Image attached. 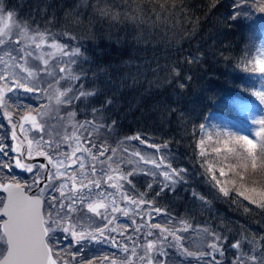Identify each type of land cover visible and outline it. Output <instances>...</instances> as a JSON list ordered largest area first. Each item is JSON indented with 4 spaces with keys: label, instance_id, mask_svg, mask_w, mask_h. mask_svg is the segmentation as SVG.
<instances>
[{
    "label": "trees",
    "instance_id": "obj_1",
    "mask_svg": "<svg viewBox=\"0 0 264 264\" xmlns=\"http://www.w3.org/2000/svg\"><path fill=\"white\" fill-rule=\"evenodd\" d=\"M259 6L260 0H218L215 7L212 0H0L4 15L14 14L13 40H20L21 46L34 50L17 34L15 24L27 26L30 33L48 34L45 53L55 51L48 47L52 39L83 53L72 67L87 77L76 82L73 91L82 86L95 94L72 105H57L54 95L51 100L43 97L41 105L49 109L45 119H54L48 123L51 134L71 132L67 113L75 111L72 123L92 120L104 125L93 130V140L117 148V155L133 161L121 164L124 173L152 167L131 155L143 147L139 140H126L134 136L150 144L167 143L168 148L161 147L156 156L166 155L172 167L188 170L186 182L159 197L158 205L191 226L187 236L179 234L183 248L194 253L202 249L193 243L190 231L207 228L229 240L264 236V207L245 199L236 188L229 189L227 197L220 193L221 184L212 177L220 182L221 177L208 171L211 154H201L198 143L200 126L213 110H229L234 98L253 93L256 72L248 61L255 59L264 33ZM72 85L61 81L56 88L63 91ZM108 99L111 103L106 105ZM93 109L102 111L94 116ZM112 121L115 127L109 133L106 125ZM251 176L258 186L264 185V172ZM132 179L133 195L145 192L151 182L142 173ZM158 190L154 188L148 198ZM193 192L198 196L193 197ZM168 252L175 264H197L195 257L178 256L174 248ZM220 259L230 264L233 250L226 246Z\"/></svg>",
    "mask_w": 264,
    "mask_h": 264
},
{
    "label": "snow or ice",
    "instance_id": "obj_2",
    "mask_svg": "<svg viewBox=\"0 0 264 264\" xmlns=\"http://www.w3.org/2000/svg\"><path fill=\"white\" fill-rule=\"evenodd\" d=\"M216 3L218 0H212L213 7ZM235 7L239 10L241 4ZM259 11L264 12V0H260ZM13 15L11 11L4 15L0 8V264H95V260H99V264H175L169 248L176 249L178 256L195 257L197 264H224L220 258L225 256L226 246L233 250L230 264H264V236L229 240L228 236L205 228L196 230L201 251L194 253L183 248V237L179 233L187 232L191 226L184 220L176 221L167 209L158 205L159 197L174 192L176 185L186 182L188 170L172 167L167 162L168 156L161 155L157 160L133 152L132 156L152 167L124 173L121 164L133 161L118 156L117 148H110L106 143L97 144L92 138L90 129L104 125L92 120L72 123L77 113L69 111L67 119L71 132L66 130L63 135L52 137L45 119L49 111L47 106H29L14 100L9 94L24 90L49 100L54 95L57 105H72L95 92L86 91L82 86L73 91L76 82L87 77L86 73H76L72 67L77 64L76 58L83 56L79 47L68 48L52 39L48 47L55 51L45 53L43 46L48 34L30 33L27 26L15 24L19 30L17 34L34 45V50H29L21 46L20 40H13L10 26ZM33 59L42 63H31ZM248 63L253 65L251 71L264 74V50ZM61 81H72L73 85L60 91L56 85ZM254 94L264 102V90H256ZM110 103L111 99L105 102L106 105ZM100 111L102 109H93L92 113L95 116ZM254 123L259 127L251 137L236 134L224 141V151L236 155L239 163L221 167V176L231 171L244 180L245 174L264 172V118ZM106 127L111 133L115 121ZM200 127L203 130L204 125ZM33 132L39 135L29 138V133ZM126 140H139L157 153L161 147L168 148L167 143L150 144L140 136ZM237 147L243 149V154L236 153ZM35 158H43L44 162L35 163ZM14 169L31 174V182H22L14 176ZM212 170L209 166L208 171ZM141 173L151 177V182L145 192L133 196L130 194L135 191L132 178ZM212 179L220 184L215 175ZM125 184L129 188H125ZM154 188L159 190L149 199L148 194ZM219 192L225 197L229 195L228 188L222 185ZM240 194L264 207V185ZM192 195L198 196L195 192ZM257 196L259 199L255 198ZM198 198L204 202L203 196ZM65 240L68 245L75 242L74 253L63 246ZM89 242H106L116 251L111 257L104 255L77 261ZM62 254L68 258L64 259Z\"/></svg>",
    "mask_w": 264,
    "mask_h": 264
},
{
    "label": "rangeland",
    "instance_id": "obj_3",
    "mask_svg": "<svg viewBox=\"0 0 264 264\" xmlns=\"http://www.w3.org/2000/svg\"><path fill=\"white\" fill-rule=\"evenodd\" d=\"M262 50H264V34L259 42L258 50H257L255 57L258 54H261ZM254 75L256 77V81L252 89L253 91L252 95H250L247 98H234L232 100L233 105L231 109L229 110H222V109L213 110L209 114L207 121L201 124V125H204L203 130H201V127H200L201 137L198 142L199 148L201 149L202 152L211 154V157L209 158H210V166L213 169L212 171L214 173H217L221 177L220 184L224 187H227L228 190L231 188H236V190L241 192V191H244L246 189H251V188L259 189L260 187L255 183L250 173L245 174V179L241 180L239 176L235 174V172L229 171L226 176H221L219 172V169L221 167H226L227 165H230V164L234 165V164L239 163V160L237 159L236 155H233L231 153H229V156H226L223 158L224 154L226 153V151H224V148H225L224 141L231 140L232 137L236 134H243V135H248L251 137L255 129L259 127L254 122L259 118H264V102H261L259 98L254 94L256 90H264V74H260L256 72ZM17 94H18L17 91L13 93L14 96H17ZM35 96L38 97L37 95ZM61 99H64V98L62 97ZM51 121L52 122L54 121L52 117L47 122L51 123ZM51 128L52 127H48V131L50 133L53 132ZM90 131L93 133V130L90 129ZM57 134L63 135L64 132L61 131V132H58ZM84 135L87 136L88 133L85 132ZM51 136L57 137L56 134H51ZM200 141H203V144H201ZM141 146H143L140 148L141 155H144L146 157L150 156L157 160L159 159L156 156L157 152L155 151L154 148L146 147V145L144 144ZM228 146H233V145L229 144ZM216 149H220V151L217 152L215 151ZM236 153L238 155L243 154V149L237 147ZM213 155H220V156L217 158V160H215L213 159ZM141 162L144 163L143 161ZM113 167H115V165H113ZM121 168H122L121 171L125 172L124 165H122ZM233 181H235V183H233ZM125 188H127L126 184H125ZM109 190L114 191L113 189H109ZM130 194L133 195L132 193ZM245 194L254 195L251 192H245ZM255 198L259 199L258 196ZM88 216L95 218L94 214H88ZM95 219H98V218H95ZM176 221H180V220L176 219ZM168 226H172V225H168ZM199 230H202V229H199ZM190 232L192 233L191 235H192L193 243L198 245L199 237L197 236V231L195 230V231H190ZM182 235L187 236V233L184 232ZM100 244H107V243L106 242L105 243L89 242L86 245L90 247L91 249H98V246ZM64 247L75 250V242L73 241L72 245H67V246L64 245ZM101 252H105L104 255H108L111 257L112 253L115 251L108 244L107 247L105 246L104 248L99 249L97 253H101ZM89 256L93 257L92 255H89ZM90 257H87V258L89 259Z\"/></svg>",
    "mask_w": 264,
    "mask_h": 264
},
{
    "label": "flooded vegetation",
    "instance_id": "obj_4",
    "mask_svg": "<svg viewBox=\"0 0 264 264\" xmlns=\"http://www.w3.org/2000/svg\"><path fill=\"white\" fill-rule=\"evenodd\" d=\"M18 94L17 96H14L13 93L9 94L10 96H12V98L14 100H16L19 103H23L29 106H35V105H41L42 103V97L38 96L36 97L34 94L32 93H28L25 92L24 90H17ZM20 114H23L22 112ZM27 127V126H26ZM33 135H39V133H29V138H31ZM8 142V141H6ZM35 163H41L44 162L43 159H39V160H35ZM13 175L16 176L17 178H19L22 182H31L32 180V176L31 174H28L26 172H23L20 169H14ZM109 190V189H108ZM110 191V190H109ZM84 211L87 213V208L85 206ZM103 211V210H101ZM88 214H92V213H88ZM64 245L67 246V240L64 241ZM63 245V246H64ZM67 251L69 252H75V250L71 249V248H67ZM83 254L82 256H77V261H81L82 259H88L87 257H90L89 255H92L93 257L90 258H97V257H102L104 256L105 252H101V253H97L99 249H91L90 247H84L83 249ZM63 255V254H62ZM64 259H67L68 257L66 255H63ZM95 264H99V260H95Z\"/></svg>",
    "mask_w": 264,
    "mask_h": 264
},
{
    "label": "water",
    "instance_id": "obj_5",
    "mask_svg": "<svg viewBox=\"0 0 264 264\" xmlns=\"http://www.w3.org/2000/svg\"><path fill=\"white\" fill-rule=\"evenodd\" d=\"M39 159H43V158H35V160H39Z\"/></svg>",
    "mask_w": 264,
    "mask_h": 264
}]
</instances>
